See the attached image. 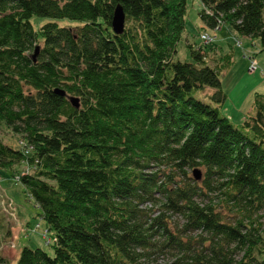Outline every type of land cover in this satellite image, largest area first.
I'll return each instance as SVG.
<instances>
[{
    "label": "trees",
    "instance_id": "1",
    "mask_svg": "<svg viewBox=\"0 0 264 264\" xmlns=\"http://www.w3.org/2000/svg\"><path fill=\"white\" fill-rule=\"evenodd\" d=\"M186 1L0 0V129L19 140L0 169L52 247L0 264H264V94L240 127L221 112L232 58H177ZM200 3L204 27L264 46V0Z\"/></svg>",
    "mask_w": 264,
    "mask_h": 264
},
{
    "label": "rangeland",
    "instance_id": "2",
    "mask_svg": "<svg viewBox=\"0 0 264 264\" xmlns=\"http://www.w3.org/2000/svg\"><path fill=\"white\" fill-rule=\"evenodd\" d=\"M201 7L200 0L186 1L185 30L177 44V58L193 61L187 44L202 46L209 56H217V59L226 54L231 56L232 62L225 65L219 74L226 95L220 110L235 126L240 127L252 114L254 94H264V46L257 38L238 35L228 25L217 30L204 27L199 17ZM50 20L33 16L31 23L37 29ZM57 21L61 25L69 24L64 19ZM205 32L212 40L204 44L199 36ZM251 57L257 60L258 69L255 71L250 69ZM208 93L209 90L201 95ZM0 140L16 148L19 145L18 135L13 136L4 124L0 129ZM20 168L24 170L23 165ZM0 176V256L14 263L23 246L39 247L52 254L51 242L48 243L50 235L45 234L46 226L40 217L39 206L27 194L25 187L12 177L11 171L0 169Z\"/></svg>",
    "mask_w": 264,
    "mask_h": 264
},
{
    "label": "water",
    "instance_id": "3",
    "mask_svg": "<svg viewBox=\"0 0 264 264\" xmlns=\"http://www.w3.org/2000/svg\"><path fill=\"white\" fill-rule=\"evenodd\" d=\"M124 25H125V13L123 11V8L120 5H117L113 12L111 27L115 33L119 34L123 32ZM36 54H37V48L33 55V58H35ZM55 93L59 95H64V91L58 88L55 89ZM70 101L74 107H78V104H79L78 98L71 97ZM193 176L196 179H199L201 175L198 170H193Z\"/></svg>",
    "mask_w": 264,
    "mask_h": 264
},
{
    "label": "built area",
    "instance_id": "4",
    "mask_svg": "<svg viewBox=\"0 0 264 264\" xmlns=\"http://www.w3.org/2000/svg\"><path fill=\"white\" fill-rule=\"evenodd\" d=\"M200 38L204 41V42H209L212 38L210 35H208L206 32L205 33H202L200 35ZM257 60L255 58H251V61H250V69L252 71H255L257 69Z\"/></svg>",
    "mask_w": 264,
    "mask_h": 264
}]
</instances>
